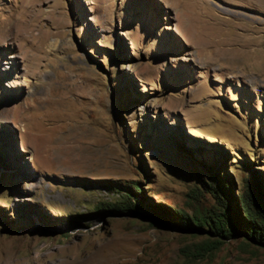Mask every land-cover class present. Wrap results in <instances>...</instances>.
<instances>
[{"label": "rangeland", "instance_id": "374dc122", "mask_svg": "<svg viewBox=\"0 0 264 264\" xmlns=\"http://www.w3.org/2000/svg\"><path fill=\"white\" fill-rule=\"evenodd\" d=\"M263 213L264 0H0V264H264Z\"/></svg>", "mask_w": 264, "mask_h": 264}, {"label": "trees", "instance_id": "16d2710c", "mask_svg": "<svg viewBox=\"0 0 264 264\" xmlns=\"http://www.w3.org/2000/svg\"><path fill=\"white\" fill-rule=\"evenodd\" d=\"M232 214H234V212L233 211H227L226 212V217H224V218H220L219 220H217V224L215 225V228L219 231V230H221V231H226L227 230V232L229 233H231V231L228 229L229 227L227 226V224L228 223H232V221H231V218H232ZM262 219H263V221H264V213H263V215H262ZM225 228H226V230H225ZM263 230H261L260 229V232H262V233H260V235H259V241H262V242H264V223H263ZM228 235H230V234H228ZM255 235V234H254ZM254 238H255V236H253Z\"/></svg>", "mask_w": 264, "mask_h": 264}, {"label": "bare ground", "instance_id": "6f19581e", "mask_svg": "<svg viewBox=\"0 0 264 264\" xmlns=\"http://www.w3.org/2000/svg\"><path fill=\"white\" fill-rule=\"evenodd\" d=\"M252 52L255 54V50L252 49ZM252 56V55H251Z\"/></svg>", "mask_w": 264, "mask_h": 264}]
</instances>
